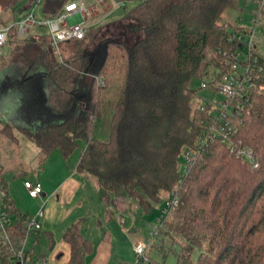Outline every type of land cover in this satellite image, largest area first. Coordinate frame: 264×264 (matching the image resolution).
Listing matches in <instances>:
<instances>
[{"label":"trees","instance_id":"obj_1","mask_svg":"<svg viewBox=\"0 0 264 264\" xmlns=\"http://www.w3.org/2000/svg\"><path fill=\"white\" fill-rule=\"evenodd\" d=\"M67 1L43 0L44 18L56 16ZM240 1L138 0L124 14L141 31L132 43L106 41L89 53L84 43L96 27L67 56L59 53L60 60L47 35L35 42L18 38L12 28L10 53L0 56L2 72L22 45L36 43L42 54L38 66L51 85L48 105L64 116L23 130L42 160L54 151L67 159L81 140L76 171L94 178L100 191L125 195L144 215L161 199L175 201L153 230L145 264H164L147 252L156 237L178 249L175 264H264V56L257 44L250 57L261 71L254 69L250 88L245 84L231 100L198 94L215 90L220 76L230 73L227 60L243 63L245 57L236 56L246 50L231 36L251 31L252 19L264 36L262 9L257 16L251 12L245 25L240 16L222 20L227 10H243ZM5 7L11 16L0 25L16 21L14 4ZM194 80L202 81L200 88H191ZM104 102L112 112L106 142L91 136ZM1 131L15 139L8 126ZM243 149L251 150L256 168L237 153ZM1 190L5 208L18 214L5 184ZM63 240L70 249L63 264H85L93 245L79 224L68 227Z\"/></svg>","mask_w":264,"mask_h":264},{"label":"crops","instance_id":"obj_2","mask_svg":"<svg viewBox=\"0 0 264 264\" xmlns=\"http://www.w3.org/2000/svg\"><path fill=\"white\" fill-rule=\"evenodd\" d=\"M43 36L45 35L35 30L26 38L36 42ZM8 69L9 66L0 72V129L8 126L15 139H11V142L2 133L0 136L6 138L11 145H18L20 142V147L25 146L27 149L22 152L23 154L30 152L31 159L26 161L36 162L38 165L34 168V179L24 180L23 183L25 181L38 183L42 188L41 196L36 199L29 198L24 189L28 199L33 202L31 207L22 206L24 208L22 209L16 202L14 204L10 201V203L16 213L22 215H33L40 205L44 204L42 228L32 233V245L27 249L29 255L33 258H48L53 264L67 262L70 249L63 240V234L75 223L79 224L82 233L93 245L92 253L86 257L85 264H95L100 256L109 259L111 255H114L112 253L114 246L125 239H128L132 250L131 244L135 241H133L135 237L129 235L126 226L146 228V218L135 217L138 207L130 198L123 194L114 196L102 192L98 189L94 178L77 172L78 158L69 160L70 164L60 153V155L51 153L52 155L50 154L44 160L41 159L38 148L23 134V130L34 131L43 126L59 123L64 116L53 112L48 105L51 85L44 75H32L29 72L11 75L7 72ZM38 78L42 80L41 86L36 84L35 79ZM22 153L17 151V153L11 152L10 155L22 161ZM53 159L58 163L56 170L49 168ZM120 219L123 221L122 225L119 222ZM45 241L49 243L48 251L36 256L35 247Z\"/></svg>","mask_w":264,"mask_h":264},{"label":"rangeland","instance_id":"obj_3","mask_svg":"<svg viewBox=\"0 0 264 264\" xmlns=\"http://www.w3.org/2000/svg\"><path fill=\"white\" fill-rule=\"evenodd\" d=\"M37 1V0H35ZM87 2L89 0H86ZM259 0H241L239 2V6L243 9L240 13L239 11H233V10H227L222 17V20H227L230 22H233L235 18L241 19L242 25H245L248 23V19L250 18L251 12L258 14L260 13V10L262 9L264 11V3L261 2L259 4ZM29 0H0V19H6L7 17H10L9 11H6V7H10L14 4L16 7V14H15V20H19L20 18H23L30 9L27 10L25 6ZM264 2V0H263ZM138 3V0H123L121 7L114 9L110 14L107 15L106 18H103L105 15L102 14L100 18L102 20L100 21V24L98 26V29L96 33L88 39V43H84V45L87 48V52L91 53L99 49V47H102L106 41L111 42H124V43H132L135 39H137L141 35V31L138 29L139 26L135 21H132L130 19L124 18L125 11H129L132 9L134 5ZM42 7H43V0H40L38 5L33 9V13L35 17L38 20H43L44 16L42 13ZM5 8V9H4ZM240 14V15H239ZM104 15V16H103ZM254 15V16H255ZM257 16V15H256ZM261 24V23H260ZM259 22L257 26H260ZM39 34L46 35L47 29L45 27H39L36 29ZM253 44H257V49L259 53H261L264 56V36L261 35V32L255 31L254 37H253ZM78 42L73 41L71 43H66L61 46L60 48V54L64 57L68 55V51L76 45ZM16 51V52H15ZM10 52H7L9 54ZM98 53V52H97ZM96 54V53H95ZM54 57L57 58V60H60V56H56L54 54ZM9 69L8 73L11 75H18L22 74V72H29L32 75L37 74H43V70L38 66L39 63L43 60L42 54L39 50V47L36 46L33 43L27 44L25 46H21L20 48L13 50L12 54L8 56L7 58ZM37 82L36 84L38 86L42 85V80L40 81V78L35 79ZM202 85L201 80H194L191 82L190 86L191 88L198 89ZM199 95L202 98L205 99H211L215 101H221L226 98L225 94H222L216 90H207V89H200L198 91ZM111 116L112 112L107 102H104L101 106L100 115L96 117L92 122V129H91V136L99 141L106 142L109 140L110 136V122H111ZM8 132V130H7ZM6 138H8L9 141L11 140V135L9 133H5L1 131ZM6 138L0 136V209L5 211V205L2 201L3 199V193H2V185L5 184L7 186V195L9 197V200L13 203L16 202L17 205H20L22 209L24 207H31L33 205V202L28 199L26 192L24 191L23 187V181L29 180L31 181L35 174L34 168L37 167V163L26 161L31 159L30 152L28 153H22L25 150V146L20 147V142H18V145H11L9 141L6 140ZM84 147V141L78 142V147L67 157V162L70 164L71 160H74V158H78L79 152ZM21 152L23 155V158L21 157L22 161H19L17 157H14L13 155H10L11 152L17 153ZM52 153H58V151H54ZM52 155V154H51ZM60 155V154H59ZM58 155V156H59ZM70 160V161H69ZM32 164L33 167L31 166ZM51 170H56L58 168V163L54 161V159L51 161L50 165ZM15 204V203H14ZM40 205V204H39ZM37 205V207H39ZM167 205V201L164 199H161L159 203L154 204L152 207V211L149 214H141L140 210H136L135 217H145L147 220L146 228H131L130 226H126L128 229L129 235H133L135 238L134 240H143L146 241L148 236L150 235V232L154 230V228L157 225V222L159 218L161 217L165 207ZM130 223V221H129ZM129 225V224H128ZM33 233V232H32ZM30 234L25 248L28 249L32 245L33 241V234ZM125 239V238H124ZM156 246H153L150 248L147 252H149V256L152 260L155 261H163L164 264H175L176 262V252L178 249L176 247H171L169 242L165 241V243L162 245V242L160 238L154 239ZM162 246V249L160 248ZM35 247V246H34ZM33 247V248H34ZM49 249V243L43 242L38 245V247H35L34 254L37 256L40 253H46ZM114 255H111L109 259L107 257L100 256L99 259L96 260L95 264H133L134 263V254L133 251L130 249V244L128 242V239L124 240L122 243H119L118 245L114 246V250L112 251Z\"/></svg>","mask_w":264,"mask_h":264},{"label":"built area","instance_id":"obj_4","mask_svg":"<svg viewBox=\"0 0 264 264\" xmlns=\"http://www.w3.org/2000/svg\"><path fill=\"white\" fill-rule=\"evenodd\" d=\"M39 1L29 0L26 6L27 10L30 9V11L23 18L0 25V56L7 52L9 32L12 28L16 29L18 38H26L39 27L47 29L49 45L53 54L58 56L62 45L83 40L92 28L99 26L102 14L105 15L103 18H106L114 9L121 7L123 2L122 0H89L88 2L86 0H68L56 16L38 20L33 9ZM262 3H264L263 0ZM256 22L255 19L251 20V31L240 32V34L230 38L233 40L235 37L237 41H240V45L246 50V53L243 55L238 53L236 56L237 58L245 57L243 63L227 60L226 66L229 67L230 73H224L214 83V89L225 94L226 99L231 100L235 97L242 91L245 84L250 88L254 69L261 71L257 59L250 57V48L254 46L252 43L254 33L255 31L260 32ZM99 84H102L101 80H99ZM222 107L227 108L226 105H222ZM237 153L249 160L254 168L257 167L251 150L243 149ZM185 157L186 162H189L187 154ZM23 187L31 199L39 198L42 194V188L38 183L33 184L25 181ZM173 204L175 201L167 202L166 207ZM43 205L42 203L33 215H12L7 209L5 211L0 209V264H50L48 258L31 257L25 248L27 236L32 232L40 231L42 228ZM163 213H165V209ZM119 222L121 225L123 224L121 219ZM154 236L155 232L152 230L146 241L139 239L131 244L135 263L145 264L147 262V246Z\"/></svg>","mask_w":264,"mask_h":264},{"label":"water","instance_id":"obj_5","mask_svg":"<svg viewBox=\"0 0 264 264\" xmlns=\"http://www.w3.org/2000/svg\"><path fill=\"white\" fill-rule=\"evenodd\" d=\"M123 1V0H122Z\"/></svg>","mask_w":264,"mask_h":264}]
</instances>
